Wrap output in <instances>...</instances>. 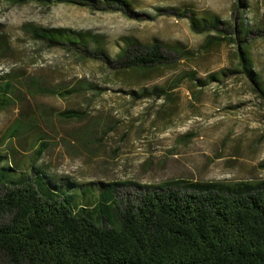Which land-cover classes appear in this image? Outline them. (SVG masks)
<instances>
[{
    "label": "rangeland",
    "instance_id": "rangeland-1",
    "mask_svg": "<svg viewBox=\"0 0 264 264\" xmlns=\"http://www.w3.org/2000/svg\"><path fill=\"white\" fill-rule=\"evenodd\" d=\"M128 2V12H104L0 0V84L2 76L14 84L13 102L0 112V155L27 165L42 139L47 149L34 165L51 180L97 191L116 184L122 202L138 186L168 181H264V96L258 91L264 86V0H248L247 11L237 0ZM214 18L219 31L193 29V19ZM242 24L252 76L242 70L237 42L229 40ZM31 28L92 35L109 60L49 48ZM132 40L189 54L169 68L123 70L118 55ZM153 87L170 94L139 98ZM67 111L82 116L67 119L61 115ZM0 264L12 263L0 254Z\"/></svg>",
    "mask_w": 264,
    "mask_h": 264
},
{
    "label": "trees",
    "instance_id": "trees-1",
    "mask_svg": "<svg viewBox=\"0 0 264 264\" xmlns=\"http://www.w3.org/2000/svg\"><path fill=\"white\" fill-rule=\"evenodd\" d=\"M8 1L130 11L128 0ZM237 1L248 10V0ZM220 23L215 18L202 24L193 19L192 26L201 34L219 31ZM247 32L244 24L237 26L229 40L237 42L242 70L252 76ZM30 33L49 48L64 47L87 59L109 60L92 35L39 28H31ZM188 54L159 41L144 45L132 40L118 55V64L123 70L149 72L172 67ZM188 77L196 80L195 73ZM1 79L5 82L0 84V112L11 106L14 88L12 77ZM258 91L264 96V86L259 84ZM169 94L153 87L142 90L139 98L160 100ZM61 115L82 116L75 111ZM18 133L19 127L9 138ZM46 149L39 139L35 157L23 166L0 155V254L12 264H264V181H168L138 186L133 197L122 202L116 184L97 191L51 180L34 165Z\"/></svg>",
    "mask_w": 264,
    "mask_h": 264
}]
</instances>
